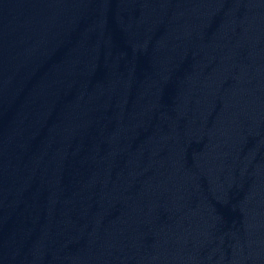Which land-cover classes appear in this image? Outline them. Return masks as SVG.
Segmentation results:
<instances>
[{
	"label": "water",
	"instance_id": "95a60500",
	"mask_svg": "<svg viewBox=\"0 0 264 264\" xmlns=\"http://www.w3.org/2000/svg\"><path fill=\"white\" fill-rule=\"evenodd\" d=\"M0 264H264V0H0Z\"/></svg>",
	"mask_w": 264,
	"mask_h": 264
}]
</instances>
